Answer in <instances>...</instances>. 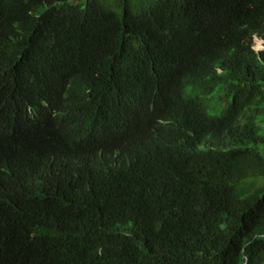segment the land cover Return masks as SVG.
Segmentation results:
<instances>
[{
  "label": "trees",
  "instance_id": "16d2710c",
  "mask_svg": "<svg viewBox=\"0 0 264 264\" xmlns=\"http://www.w3.org/2000/svg\"><path fill=\"white\" fill-rule=\"evenodd\" d=\"M76 1L0 0V264H264V0Z\"/></svg>",
  "mask_w": 264,
  "mask_h": 264
},
{
  "label": "rangeland",
  "instance_id": "374dc122",
  "mask_svg": "<svg viewBox=\"0 0 264 264\" xmlns=\"http://www.w3.org/2000/svg\"><path fill=\"white\" fill-rule=\"evenodd\" d=\"M76 3H80V0L76 1ZM256 50H263L264 49V42L262 40L256 39L255 45ZM212 108L209 109V112L213 115L219 114L221 112L222 107L225 104V101L220 100L218 94L216 93L214 99L212 101Z\"/></svg>",
  "mask_w": 264,
  "mask_h": 264
}]
</instances>
